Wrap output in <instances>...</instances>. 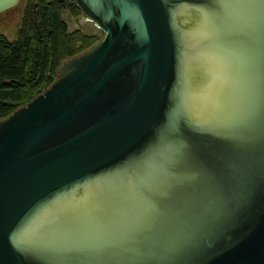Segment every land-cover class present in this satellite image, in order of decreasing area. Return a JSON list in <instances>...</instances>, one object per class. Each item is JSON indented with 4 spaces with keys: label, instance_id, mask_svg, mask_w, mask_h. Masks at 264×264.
Masks as SVG:
<instances>
[{
    "label": "water",
    "instance_id": "1",
    "mask_svg": "<svg viewBox=\"0 0 264 264\" xmlns=\"http://www.w3.org/2000/svg\"><path fill=\"white\" fill-rule=\"evenodd\" d=\"M74 2L102 40L0 121V264H264V0Z\"/></svg>",
    "mask_w": 264,
    "mask_h": 264
},
{
    "label": "trees",
    "instance_id": "2",
    "mask_svg": "<svg viewBox=\"0 0 264 264\" xmlns=\"http://www.w3.org/2000/svg\"><path fill=\"white\" fill-rule=\"evenodd\" d=\"M24 4L15 39L0 35V121L46 91L65 62L102 40L80 31L68 33L62 13L82 15L74 0H26Z\"/></svg>",
    "mask_w": 264,
    "mask_h": 264
},
{
    "label": "rangeland",
    "instance_id": "3",
    "mask_svg": "<svg viewBox=\"0 0 264 264\" xmlns=\"http://www.w3.org/2000/svg\"><path fill=\"white\" fill-rule=\"evenodd\" d=\"M26 0H19L18 4L10 10L0 14V35L8 40H14L19 29V22L22 16V9ZM61 19L67 27L68 33L80 31L86 36H96L103 38V33L97 29L93 23L88 22L82 15L72 16L68 12H63Z\"/></svg>",
    "mask_w": 264,
    "mask_h": 264
},
{
    "label": "bare ground",
    "instance_id": "4",
    "mask_svg": "<svg viewBox=\"0 0 264 264\" xmlns=\"http://www.w3.org/2000/svg\"><path fill=\"white\" fill-rule=\"evenodd\" d=\"M87 21V20H86Z\"/></svg>",
    "mask_w": 264,
    "mask_h": 264
}]
</instances>
